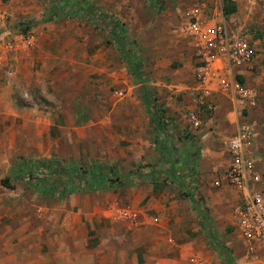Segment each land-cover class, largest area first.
I'll list each match as a JSON object with an SVG mask.
<instances>
[{"label":"rangeland","instance_id":"obj_1","mask_svg":"<svg viewBox=\"0 0 264 264\" xmlns=\"http://www.w3.org/2000/svg\"><path fill=\"white\" fill-rule=\"evenodd\" d=\"M0 1L8 16L0 25V44L21 37L30 51L22 76L8 74L5 62L0 68V264H54L53 253L38 251L36 237L56 233L62 207L91 202L100 207L101 219L117 223L116 237L127 248L132 245L127 235H142L139 244L144 238L146 250L137 259L125 253L128 264L131 258L133 264H264V250L240 252L230 239L220 241L219 229L227 225L216 218L233 212L239 201L235 207L222 203L220 181L201 171L200 161L207 158L201 156L199 129H184L185 121L169 109L182 107L170 86L174 74L184 71L186 40L173 21L186 9L185 0ZM190 1L213 9L207 0ZM253 32L247 30L249 36ZM159 79L163 88L156 86ZM158 90L169 94V106ZM21 108L33 117L9 115ZM37 112L43 117H35ZM44 159L81 171L107 167L112 180L134 175L109 190L44 195L33 186L35 177L18 168ZM82 223L74 228L87 235L91 249L106 244L107 226L86 229ZM205 226L229 260L211 245ZM23 237H32L30 243L21 245ZM103 257L94 254L105 262Z\"/></svg>","mask_w":264,"mask_h":264},{"label":"crops","instance_id":"obj_2","mask_svg":"<svg viewBox=\"0 0 264 264\" xmlns=\"http://www.w3.org/2000/svg\"><path fill=\"white\" fill-rule=\"evenodd\" d=\"M207 2L213 5V9L198 6L190 0H185L184 3L187 4L186 9L181 11L179 20L173 21L175 23L174 26H176V31L179 30L180 26L187 24L195 15L198 21L205 25H214L224 20L233 32L245 35L247 39H254L256 36L261 35L263 39H254V43L260 52L252 64L248 67H241L235 70V73L241 75L240 80L244 83L245 87L256 90L257 100L254 104L249 103L245 105V108L235 105L231 95L224 91L218 84L216 76L225 74L220 66L216 68L212 65L209 68L210 74H205L204 85L201 90L199 86L200 82L196 78V70L200 60H198L195 54V42L192 39L185 38V47L182 46V53L185 54L182 60L184 71L174 74L176 80L170 86L172 87L170 95L181 96L182 107L178 109V112L171 107L169 109L173 117H176L182 122L185 121L183 122L184 129L188 128L193 131L195 128L191 123V117H195L198 120L200 125L196 134L198 139L204 142L205 145L201 149V156H206L207 158L205 161H200V167L203 168L201 171L210 172L209 176L212 180L220 181L221 187L225 191L223 194L222 191L218 194L220 196L224 195V197L222 196V203H227L230 207H235L242 192L226 182L225 173L230 165L231 159L227 153L225 143L236 133L238 122L245 124L252 133V145L249 150L252 154L255 170L262 175L260 184L252 186L251 191H264V0L237 4V11L228 16L223 14V3L217 0H207ZM0 11H5L1 1ZM247 30L254 32L249 36ZM25 47L26 44L21 40V37L12 36L7 38V42L0 44V68L7 63L10 65L8 74L17 77L22 76L23 72L30 66L27 62L30 51H27L28 49ZM201 70L204 71L205 69ZM156 86L163 88L165 82L159 79ZM167 91L170 90L168 89ZM163 94V91L158 90V97L164 98L161 103L167 101L168 105V93L166 95ZM199 96H204L205 101L214 106L212 113H208L206 109L198 105L196 99ZM8 105L11 106L12 104L9 103ZM158 109L155 110L156 113L159 112ZM183 110L187 112L188 119L185 116L180 117V111ZM9 115L16 118L21 117L24 121H28L29 117H33L32 114L28 113L27 108L12 110ZM34 115H36L35 117H43L38 112ZM41 118L38 119V122H42ZM203 119L206 120L205 123H203ZM218 171L221 173L219 177L216 175ZM206 190H204L203 195L210 196L211 193H206ZM85 205L86 207L83 203H69L67 206L62 207L60 209V219H58L56 233L50 236L42 235V237L37 234L38 237H36L35 243L39 245L38 251L44 252L48 250V254L53 253L54 264H128L125 253L130 252L137 259L138 253H143L146 250L144 248L147 244L144 238H142L143 241L139 244L142 235L138 238L133 236V234L127 235V238L132 240V245L128 246V249L125 245L127 242L125 240L121 241L119 236L116 237L117 223L101 219L97 213L102 211H100V207L96 203L91 202V205ZM74 207L78 210L76 213L74 212ZM226 212L222 211L221 217L216 218H222L225 220V225H227V227L221 230L219 229L220 241L224 243V241L230 239L231 244H234L238 251L248 250L249 243L246 242L237 225L235 212H232V210ZM215 215L217 214H214L212 219H215ZM42 220H38L37 224H40ZM79 222H83L82 226L86 229L98 230L103 226H107L105 230L106 236L103 239L106 244H99V246H93L91 249L87 235H79L78 231H76L78 227L74 228ZM25 226L26 229H29L28 222L22 225L24 230ZM207 229L210 231L209 226H207ZM141 233L138 232L139 235ZM112 236L115 239L114 243H111ZM30 239L23 237L19 241L21 245H24L29 244ZM253 245L257 251L264 250L263 245ZM94 254L104 256L105 262L94 259ZM47 263L45 262L44 264ZM129 263L133 264L132 258Z\"/></svg>","mask_w":264,"mask_h":264},{"label":"built area","instance_id":"obj_3","mask_svg":"<svg viewBox=\"0 0 264 264\" xmlns=\"http://www.w3.org/2000/svg\"><path fill=\"white\" fill-rule=\"evenodd\" d=\"M217 1L237 5L251 3L255 0ZM7 17L5 11H0V25L5 24ZM178 31L182 37L195 42V54L200 60L196 70L200 89L203 88L205 74H210L209 68L212 65L216 68L220 66L225 74L216 76L218 84L231 95L235 105L245 108V105L256 102V90L245 87L240 81L241 75L235 73L238 68L250 66L259 53L254 39H247L245 35L233 32L224 20L214 25H205L200 23L195 15L187 24L180 26ZM196 102L208 113L214 111V106L207 103L204 96H199ZM191 123L195 129L199 128L200 124L195 117H191ZM237 127L234 136L225 143L231 159L225 179L230 186L242 192L234 212L237 225L244 239L249 243L248 250L252 252L255 250L253 244L264 246V191H251V187L260 184L261 181V175L255 170L249 150L252 145V133L243 123L238 122Z\"/></svg>","mask_w":264,"mask_h":264},{"label":"trees","instance_id":"obj_4","mask_svg":"<svg viewBox=\"0 0 264 264\" xmlns=\"http://www.w3.org/2000/svg\"><path fill=\"white\" fill-rule=\"evenodd\" d=\"M58 5L59 8L62 7L61 4ZM222 11L225 16L232 15L237 11V5L224 2ZM82 14L88 15L87 12H83ZM91 15L92 14H90L89 17ZM95 17L98 18L96 14ZM123 53L124 58L129 62V55L124 51ZM18 168L21 173L35 177L33 178V186L37 191L44 195L52 196H59L62 192L101 191L117 188L123 185L120 183L122 179H127L130 175H134L130 173L125 178L116 176L115 180H112L111 174H113V172L110 168L94 165L87 171H81L82 169L75 164H65L61 160L56 159L23 162L19 164ZM2 184L6 185V181H2ZM185 194H187V192ZM205 228L207 238L211 245L222 257L229 260L222 244L215 240V237L206 226Z\"/></svg>","mask_w":264,"mask_h":264}]
</instances>
